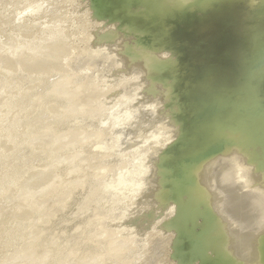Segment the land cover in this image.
<instances>
[{"label": "rangeland", "instance_id": "rangeland-1", "mask_svg": "<svg viewBox=\"0 0 264 264\" xmlns=\"http://www.w3.org/2000/svg\"><path fill=\"white\" fill-rule=\"evenodd\" d=\"M203 1L0 0V264H224V262L226 264L230 259L232 263L228 264L246 262L242 260L246 259L249 252L247 255H245L246 252L242 255V249H239L242 255L240 257L243 258L240 259L235 249L239 248V244L241 248L246 247L247 244L243 245L242 242L250 244L254 233L252 229L255 227L253 222H256V225H264L261 223L264 222V213L262 215L264 211V139L263 142L261 139L264 138V105L262 106L264 101L261 102L264 98L262 97L264 95L262 91L264 88V81L262 82L264 80V13H262L264 7L262 4L264 1L256 0L252 3L255 0H244L246 4L241 0H222L229 1L226 4H223L221 0ZM258 1H261V4ZM248 3L251 4L248 6L250 8L247 7ZM257 3L258 7H255ZM237 4L243 6L242 9ZM234 6H237L235 7L237 13ZM252 8L255 10L252 11ZM232 9L234 13L231 12ZM258 9L262 12L260 13ZM215 11L219 15L217 21L211 14ZM241 11L244 15L247 14L243 17ZM251 12L256 13L258 18ZM238 13L241 15H237ZM220 14L227 15L224 18L229 17L231 20L233 18L234 24H231L232 21L229 18H227L228 23L225 22L227 19L224 20ZM207 15L208 17L211 15L212 18L207 19ZM187 16L190 17L188 22ZM245 17L247 23L251 22L250 24L244 23ZM210 19L214 25L215 22L218 25L220 20L221 23L218 26L215 25L216 27L214 25L211 27V23L207 26L206 20L209 22ZM163 20L166 25L161 28L164 24ZM236 21H239L242 26L237 25ZM159 22L163 24L156 26ZM200 23L202 28L200 27L199 31ZM223 23L228 29L224 28ZM231 26L235 30H230ZM177 28L182 30L181 33L177 32ZM242 28L245 30L243 31ZM204 29L209 34L205 33V35L208 36L211 35L209 32L213 33V30L217 32L221 29L222 31H218V34L213 33L216 34V40H214L213 35L210 37L203 35ZM186 31H188L187 34H185ZM177 33L183 34L179 37ZM193 33L198 35L197 38ZM219 33L232 34L221 36ZM245 34L250 35L244 36ZM200 37L198 42L201 41L202 45L195 41ZM210 38L211 42L214 38L215 45L208 44L210 40L207 39ZM234 38L240 41H235ZM244 38L245 41L241 40ZM227 39L231 42L226 43ZM242 44L245 49L242 48ZM235 45L236 48H234ZM195 46L198 47V51ZM201 46L206 48L202 49ZM217 48L222 51H216ZM196 51L200 52L199 54L205 53L206 60L211 57L209 60L213 59L214 63L209 64L211 61L206 62L198 53L199 59L190 60V56H194L193 53ZM216 55H222V59H219L221 56ZM155 58L158 59L157 63L153 61ZM222 60L223 64H221ZM224 63L228 66L231 64L228 70L226 69L228 66L222 70L221 65L224 67ZM212 64L219 66L221 72L218 67L219 70L216 69L215 75ZM197 66L200 69L206 67L203 71L200 70L202 74ZM209 66H212L211 70ZM207 67L210 74L203 73L208 70ZM222 74L226 77L224 78ZM206 76L210 79H206ZM201 77L204 79H200ZM222 79L227 80V86V82ZM219 80L221 83L215 84ZM249 80L254 83L247 82ZM151 82L154 84L152 85ZM255 82L256 86L262 83L263 87L258 85L260 89L262 88L260 92L258 87L254 89ZM237 84L247 85L245 87H250V90L254 87L251 91L258 90L257 93L261 97L256 92L257 96L254 92H251L252 95L250 91L246 93L247 89L245 90L242 86L237 87ZM222 85H225L224 91L227 90L228 95L222 90L226 97L223 93L221 94L225 99L214 98L215 101H213L211 99L213 96L220 97L218 92L222 89ZM233 85H236L234 89L231 88ZM201 86L207 90H203ZM211 87L214 88L207 96L205 91H211L208 89ZM227 88H230V91L233 89L234 93L230 94ZM238 88L244 91L243 97V94H240L242 91L240 92ZM213 89H217L218 92ZM237 89L239 93L236 92ZM211 93L215 95L211 96ZM206 97H209L211 101L209 102ZM205 99L211 104L207 102L206 105L209 107L206 106V108L201 103V100L205 103ZM219 101L223 104H221L222 108L218 109ZM228 104H233V107L230 108ZM256 105L260 108H258L259 111ZM203 106L207 112L204 111ZM211 106L212 109H210ZM225 107L231 111L233 108L236 109L237 116L241 115L240 120L236 114V117L234 114L232 117ZM248 107L249 110L255 108L256 113L248 112L246 109ZM250 107L254 108L250 109ZM217 110H220V113ZM238 111L240 114L237 113ZM245 111L246 114L243 115ZM205 115L209 116L207 120ZM254 119L257 120L254 121ZM227 121L229 124H226ZM232 121L235 124L233 126ZM255 123L261 127L260 131L259 126L257 128V124L254 125ZM208 124L212 126V129ZM239 124H243V127L242 125L238 127ZM232 127L238 128L231 129ZM209 130H213L212 133ZM234 130H240V132L243 130L242 132H245L247 136L242 132L235 133ZM249 131L255 132V135L259 137L257 142L262 145L255 144L256 136H250ZM213 133L217 136L214 137ZM235 134H238L236 137L238 136L239 139L242 135L246 138L243 136V141L242 139L234 141ZM200 135L204 136L199 138ZM232 135H234L233 139ZM196 139H200L199 144ZM195 141L199 147L195 145ZM249 146L251 148L253 146L254 151L248 150ZM256 146H258L257 149ZM261 146L263 147L259 148ZM188 149H190L189 152ZM254 153L256 154L253 155ZM230 165L232 170L229 168ZM233 166L238 167V171ZM201 170L206 171L207 176L209 175L211 185L202 187L204 181L202 177L205 174L198 175L200 173L198 171ZM196 172H198L195 176L197 180L200 177L199 185H196L198 183L196 178V181H192L194 179L192 173L195 175ZM225 177L226 180H224ZM206 180L204 184L210 182ZM212 190L215 194L210 193ZM255 191L259 193L257 203L255 200L252 204L248 200V195L245 194L250 192L251 200L254 198L252 195H256ZM209 193L215 195V198L212 195L210 198ZM216 193H219V197L223 195L220 197L221 200ZM241 194L247 199L243 196L244 200H241ZM239 195L241 196L238 197ZM216 196L217 200H220V208L217 207L220 203L214 202ZM237 198L241 201H236ZM246 200L252 205L257 204L256 207L259 209L254 208L257 209L254 213L252 206L246 203L248 202ZM161 203L168 206L170 204L172 208L169 207V214L163 216L161 220L158 216L157 224L146 223L145 226L147 219L154 218L153 208L157 210L158 204ZM247 204L249 205L246 216L251 217L254 213L255 218L251 217L254 218L252 223L249 217L247 219L245 217V220L240 219L241 224L236 218L241 215L240 211ZM133 206H139V208L135 209ZM143 206L149 210L152 209L148 211L152 212V216L148 212L145 213L146 208ZM156 206H158L157 209ZM180 207L183 209L181 210ZM215 207L218 209V214L214 213V215L219 217L213 215V212H217V210L214 211ZM178 210L180 214H176ZM249 210L252 212L249 213L250 215ZM211 214L217 219L216 221L212 217L213 221L208 220L213 222V225L207 221L211 218ZM256 214L257 218L261 214L262 216H259L263 217V221H258ZM142 216L147 218L140 220ZM226 217L229 218L227 222L237 220L240 223L238 227V223L235 222L237 230L247 223H245L246 220H249V224H254L250 225L251 232L247 229L250 227L248 223L247 226L244 225V228H247L241 230L246 232L244 235L241 234V237L246 234V238L244 237L246 242L244 239L242 242L237 241V236L240 234L236 233L233 222L225 223ZM142 220L145 222L142 223ZM218 220L220 223L214 224ZM138 224L142 226V230ZM224 224H227V228L231 230L226 232L229 236L224 231H228ZM134 225L138 227V230L133 228ZM232 226L235 230L231 228ZM261 229L264 230V227L259 230L258 226L255 227L254 230L260 233H254V235L261 234L263 232ZM129 230L133 232L130 233ZM234 231L236 237L233 234ZM222 234L223 237H221ZM224 234L229 238L227 239ZM262 234L263 237L258 236L261 239L253 235L261 240V245H259L260 242L258 243L259 249L264 245L262 242L264 232ZM137 236L140 237L137 238ZM247 237L250 238L247 239ZM234 239L239 243L233 244ZM256 239L254 244L259 241ZM228 241L232 243V245L227 244L230 248L237 245L235 246L237 248L233 247L239 259L236 260L237 262L236 257L235 259L228 257L229 253H231L229 256L235 253L228 251L231 250L225 245L229 243ZM256 246V244L255 247L252 245L253 248ZM247 247L246 250L251 248ZM256 250L252 252H257ZM227 251L228 255L224 256ZM253 254L255 253L251 255ZM254 256V261H251L248 256L250 261L248 260L245 264L256 261L257 264H264L262 263L264 253L263 256L259 255L262 256L261 258Z\"/></svg>", "mask_w": 264, "mask_h": 264}, {"label": "bare ground", "instance_id": "bare-ground-1", "mask_svg": "<svg viewBox=\"0 0 264 264\" xmlns=\"http://www.w3.org/2000/svg\"><path fill=\"white\" fill-rule=\"evenodd\" d=\"M202 1H203V0H202ZM205 1H206V0H205ZM209 1H211V0H209ZM236 1H237V0H236ZM241 1H244V0H241ZM241 1H240V2H241ZM246 1H248V0H246ZM263 1H264V0H263ZM203 2H204V1H203ZM206 2H207V1H206ZM206 2H205V3H206ZM221 2H222V3L224 2L223 4L229 3V1L226 2V1H222V0H221ZM234 2H235V1H234ZM234 2H232V3H234ZM240 2H239V3H240ZM249 2H250V1H249ZM253 2H256V0H255V1H252V3H253ZM260 2H261V1H258V3H260ZM241 3H242V2H241ZM258 3H257V5H256L255 7H258ZM223 4H222V6L224 7ZM230 4H231V1H230ZM235 4H236V3H234V5H235ZM242 4H243V3H242ZM244 4H246L245 1H244ZM248 4H249V5H247V7L251 5L250 3H248ZM254 4H255V3H254ZM260 4H261V3H260ZM231 5H233V4H231ZM237 5L241 7V5H239V4H237ZM262 5H263V7H264V3H263ZM219 7H220V6H219ZM223 7H222V8H223ZM228 7H229V4H228ZM235 7L237 8V6H234L233 8L235 9ZM242 7H243V6H242ZM242 7H241V9H242ZM244 7H245V6H244ZM253 7H254V6H253ZM263 7H262V8H263ZM248 8H250V7H248ZM248 8H247V10H248ZM219 9H221V8H219ZM253 9L255 10V8H252L251 10L254 11ZM163 10H164V9H163ZM227 10H228V9H227ZM235 10H236V13H237V9H235ZM238 10H239V9H238ZM244 10H245V9H244ZM244 10H243V11H244ZM256 10H257V9H256ZM259 10H260V9H258V11H259ZM261 10H262V9H261ZM164 11H165V10H164ZM164 11H163V13H164ZM217 11H219V10H217ZM222 11H224V10H222ZM222 11H221V12H222ZM159 12H160V11H158V13H159ZM165 12H166V11H165ZM215 12H216V11H215ZM215 12H214V13L212 12L211 14H213L212 16L216 17L215 19H216V21H217V20L219 19V18H218L219 15H217V12H216V15H217V16L214 15ZM231 12H233V9L231 10ZM247 12H249V10H248ZM255 12H256V11H255ZM259 12H260V11H259ZM259 12H258V13L256 12V13H257V14H260L262 11H261L260 13H259ZM219 13H220V12H219ZM224 13H226V12H224ZM227 13H230V12H227ZM233 13H234V12H233ZM233 13H232V14H233ZM239 13H240V11H239ZM239 13H238L237 15H241V14H243L242 11H241V14H239ZM244 13H245V11H244ZM251 13L256 14V13H254V12H251ZM251 13H248V14H250V16H253V15H251ZM262 13H264V12H262ZM160 14H161V13H160ZM160 14H159V15H160ZM222 14H223V13H222ZM246 14H247V13H246ZM246 14H245V15H246ZM257 14H256V17H257ZM157 15H158V14H157ZM159 15H158V16H159ZM162 15H163V14H162ZM220 15H221V14H220ZM245 15L243 14V15H241V16L244 17ZM263 15H264V14H263ZM164 16H165V15H164ZM164 16H163V17H164ZM190 16H191V15H190ZM208 16H209V15L206 16L207 19L211 17V15H210V17H208ZM221 16L224 18V16H227V15L224 14V15H221ZM221 16H220V18H221ZM228 16H231V15L228 14ZM234 16H236V15H234ZM247 16H248V15H247ZM247 16H246V17H247ZM261 16H262V15H261ZM165 17H166V16H165ZM165 17H164V18H165ZM187 17H188V16H187ZM187 17H186V20L189 19V20H187V22H188V21H190V17H188V18H187ZM232 17H233V16H232ZM239 17H240V16H239ZM246 17H245V18H246ZM160 18L162 19V17H160ZM164 18H163V19H164ZM184 18H185V17H184ZM184 18H183V19H184ZM211 18H212V17H211ZM227 18H229V17H227ZM227 18H224V20L227 19ZM236 18H238V17H236ZM236 18H234V19H236ZM248 18H249V16H248ZM257 18H258V17H257ZM161 19H160V21H161ZM229 19H230V18H229ZM251 19H252V18H251ZM260 19H261V18H260ZM262 19H263V18H262ZM164 20H165V19H164ZM164 20H163V22H164ZM177 20H178V19H177ZM181 20H182V19H181ZM181 20H179V21H180L181 24H183V22H181ZM213 20H214V19H213ZM213 20H212V21H213ZM230 20H231V19H230ZM232 20H233V18H232ZM232 20H231V21H232ZM238 20H239V18H238ZM242 20H243V18H242ZM158 21H159V19H158ZM208 21H209V20H208ZM220 21H221V20H220ZM220 21H218V25H220V24H219V23H221ZM228 21H229V20L227 19V21H225V22L228 23ZM233 21H234V20H233ZM233 21H232L231 24H234ZM239 21H241V19H240ZM239 21H238V22L236 21V22L238 23L237 25H240V24H239ZM245 21H246V22H245ZM245 21H244V23H246V24H250V23H251V22H250V23H249V22L247 23V18L245 19ZM250 21H251V20H250ZM252 21H253V20H252ZM258 21H259V19H258ZM201 22H204V21H201ZM241 22H242V21H241ZM241 22H240V23H241ZM255 22H256V21H255ZM259 22H260V21H259ZM262 22H263V20L261 21V23H262ZM175 23H176V22H175ZM206 23H207L206 25L208 26V24L211 23V19H210L209 22H207V20H206ZM252 23H254V22H252ZM161 24H163V23H162V22H161V23L159 22V24H157L156 26L161 25ZM223 24L225 25V23H223ZM223 24H222V27H223ZM241 24H242V23H241ZM164 25H166L165 22H164V24L162 25V27H161V26H160V27L163 28ZM204 25H205V23H203V26H204ZM206 25H205V26H206ZM210 25H211V27H212V25H214V24L211 23ZM210 25H209V26H210ZM215 25L218 26V25L216 24V22H215ZM215 25H214V27H216ZM244 25H245V24H244ZM178 26L180 27V24H179V23H178ZM207 26L205 27L206 29H207ZM229 26H230V25H228V27H229ZM233 26L235 27V25H233ZM241 26H242V25H240V27H241ZM247 26L249 27L250 25H247ZM154 27H155V25H154ZM176 27H177V26H176ZM198 27H199L198 30L200 31V30H201L200 27L202 28L201 23H200V25L198 24ZM214 27H213V28H214ZM219 27H220V26H219ZM238 27H239V26H238ZM248 27H247L246 29H248ZM157 28H158V29H157V31H158V30H159V27H157ZM161 28H160V29H161ZM203 28H204V27H203ZM209 28H210V27H209ZM209 28H208V29H209ZM224 28L228 29V28L226 27V25H225ZM152 29H153V27H152ZM155 29H156V28H155ZM177 29H178V28H177ZM186 29H187V30L189 29L188 26H187ZM186 29L184 28V31H185ZM215 29H218V28H215ZM232 29L235 30V29L232 28V26H231L230 30H232ZM242 29H243V31L245 30L244 28H242ZM164 30H165V28L163 29V31H164ZM202 30H203V29H202ZM209 30L211 31L212 28L209 29ZM220 30H221V29H220ZM220 30H218V31L220 32ZM239 30H241V29H239ZM154 31H155V30H154ZM160 31H162V30H160ZM178 31H179V33H181L180 31H182V30H180V28H179V29L177 30V32H178ZM199 31H197L198 34H199ZM204 31H205V29H204ZM204 31H202V32H204ZM218 31H217V32H218ZM221 31H222V30H221ZM225 31H226V30H225ZM227 31H229V30H227ZM158 32H159V31H158ZM187 32H188V31H186L185 34H187ZM197 32H196V34H197ZM215 32H216V31L213 30V33H215ZM217 32H216V34H218ZM230 32H231V31H230ZM233 32H234V31H233ZM237 32H238V31H237ZM239 32H240V31H239ZM239 32H238V33H239ZM249 32H250V31H249ZM254 32H255V31H254ZM179 33H177V35L180 37L184 32H183L182 34H179ZM205 33H207V32L205 31L204 34H203V33H202V34L205 35ZM209 33L211 34L210 36L213 35V37H215V39L212 38V42H211V38H210V39H207V40H210V43H208V44H212V43H213V39L216 40V34H213L212 32H209ZM223 33H224V32H223ZM227 33H228V32H227ZM227 33H225V35H226ZM235 33H236V31H235ZM244 33H245V32H244ZM244 33H243V34H244ZM246 33H247V32H246ZM185 34H184V35H185ZM193 34H194V33H193ZM202 34H201V37H202ZM207 34H208V33H207ZM219 34L221 35V33H219ZM231 34H232V33H231ZM231 34L229 33V34H227V35L229 36V35H231ZM247 34H248V33H247ZM184 35H183V36H184ZM188 35H189V33H188ZM188 35H187V36H188ZM208 35H209V34H208ZM208 35H205V36H208ZM225 35H221V36H225ZM249 35H250V34H249ZM249 35H246V34H245L244 36H249ZM187 36H186V37H187ZM191 36H192V35H191ZM194 36L196 37V36H198V35H195V34H194ZM199 36H200V35H199ZM210 36H208V37H210ZM221 36H220V37H221ZM233 36H235V35H233ZM236 36H238V35H236ZM242 36H243V35H242ZM192 37H193V36H192ZM195 37H194V38H195ZM201 37H200L199 39H195V41L198 42V41L201 39ZM226 37H227V36H226ZM226 37H224V39H225ZM183 38H184V37H183ZM196 38H197V37H196ZM203 38H204V36H203ZM217 38H218V36H217ZM227 38H228V37H227ZM240 38H241V37H240ZM245 38L248 39L247 37H245ZM245 38H244V39H241V40H244V41H245ZM181 39H182V37H181ZM218 39H219V38H218ZM218 39H217V40H218ZM220 39H222V38H220ZM228 39H232V38L229 37ZM228 39H227V42H226V43H228V41H230V40H228ZM234 39H235V38H234ZM205 40H206V39H205ZM195 41H194V42H195ZM202 41H203V39H202ZM222 41H224V40H222ZM225 41H226V40H225ZM235 41H240V40H238V39L236 40V39H235ZM235 41H233V43L236 44ZM244 41H241V43H242V42L244 43ZM230 42H231V41H230ZM218 43H219V41H218ZM233 43H232V45H234ZM239 43H240V42H239ZM198 44H201V41L198 42ZM198 44L195 43V45H197V46L199 47ZM203 44H204V42H203ZM206 44H207V42H206ZM208 44H207V46H208ZM213 44L215 45L216 43H213ZM201 45H202V44H201ZM217 45H218V44H217ZM222 45L224 46L225 43L223 42ZM197 46H195V47L197 48V51H198V47H197ZM227 46H228V45H227ZM204 47L206 48V46H203V47L201 46L200 48L203 49ZM212 47H214V46H212ZM218 47H219V45H218ZM243 47H244V46H243V44H242V48H243ZM196 48H195V49H196ZM200 48H199V49H200ZM209 48H211V46H210ZM220 48H221V44H220ZM223 48H224V47H223ZM232 48H233V47H232ZM232 48H231V50H234V49H232ZM234 48H236V45H235ZM207 49H208V48H207ZM207 49H206V50H207ZM212 49H213V48H212ZM212 49H209V50L211 51ZM243 49H245V48H243ZM213 50H214V49H213ZM217 50H218V48L216 49V51H217ZM219 50H220V49H219ZM219 50H218V51H219ZM224 50H225V49H224ZM231 50H230V51H231ZM235 50H236V49H235ZM197 51H196L195 53H193L194 56H196V57H194L193 55H191V56H190V57H191L190 60H191V59H192V60H195V58H198V59L200 58V57H197V55L200 53V52H197ZM199 51H201V50H199ZM221 51H222V50H221ZM221 51H219V52H221ZM203 52H204V51H203ZM213 52H214V51H213ZM226 52H227V50H226ZM226 52H224V53H226ZM236 52H237V51H235V54H236ZM244 52H245V51H244ZM197 53H198V54H197ZM228 53H229V52H228ZM232 53H233V51H232ZM201 54H202V52H201ZM201 54H199V56H201L202 58H204L206 62H207L209 59H211V57L209 58V54H207V55H208V58H209L208 60H206V59H207V56H206L205 53H204L205 55L202 54L204 57H203ZM210 54L213 55V53H210ZM218 54H219V53H218ZM214 55H215V54H214ZM230 55H232V54H230ZM236 55H237V54H236ZM239 55H240V54H239ZM216 56H218V55H216ZM220 56H221V57H220ZM192 57H193L194 59H193ZM205 57H206V58H205ZM218 57H220L219 59H222V55H219ZM227 57H228V56H227ZM229 57H231V56H229ZM212 58H214V57H212ZM225 58H226V57H225ZM235 58H236V57H235ZM235 58H234V59H235ZM238 58H239V57H238ZM238 58H237V59H238ZM214 59H215V58H214ZM216 59H217V58H216ZM232 59H233V57H232ZM232 59L230 58V60H232ZM156 60L158 61L157 58H155V60H153V61L155 62ZM225 60H226V59H225ZM153 61H152V63H153ZM157 61H156V63H157ZM185 61H186V60H185ZM209 61H211V60H209ZM213 61H214V60L212 59V61H211L210 63H209V62H208V63L211 64ZM215 62H216V60H215ZM222 62H223V60L221 61V64H223ZM224 62H225V61H224ZM156 63H155V64H156ZM208 63H207V64H208ZM213 63H214V62H213ZM216 63H217V62H216ZM218 63H219V62H218ZM225 63H226V62H225ZM225 63H224V67H222L223 65H221L222 70H223V68H224V70H225V68H226L225 66H228V65H226ZM185 64L187 65V62H186ZM186 65H185V66H186ZM212 65H213V69H214L213 71H214V72L217 71L216 69L219 70V68H220L219 66H218V67H219V68H218V67L214 66V64H212ZM219 65H220V63H219ZM189 66H190V65H189ZM189 66H186V67H189ZM199 66H200V65H199ZM207 66H208V65H207ZM230 66H231V64H230L226 69L228 70ZM190 67H191V66H190ZM192 67H193V65H192ZM209 67H210V66H209ZM211 67H212V66H211ZM211 67H210V70H211ZM214 67H215V68H214ZM232 67H233V66H232ZM197 68H199L198 71L202 74V71H203L206 67H203V69L201 68L202 71H200V70H201L200 67L197 66ZM197 68H196V72H197ZM221 68H220V71H219V72H221ZM207 69H208V67H207ZM193 71H194V70H193ZM208 71H209V69L206 70V71H204L203 73L208 72ZM196 72H195V73H196ZM199 72H197V73H198V76H199ZM209 72H210V71H209ZM209 72H208V73H209ZM219 72H218V73H219ZM197 73H196V75H197ZM209 74H210V73H209ZM211 74L214 75L213 72H211ZM215 75H216V72H215ZM117 76H118V75H117ZM201 76H204V75H201ZM207 76H208V75H207ZM207 76H206V79L208 78ZM210 76H211V78H213L212 75H209V77H210ZM222 76H224V78L226 77V76L223 75V74H222ZM199 77H200V76H199ZM204 77H205V76H204ZM196 78H197V77H195V79H196ZM202 78H203V77H201L200 79H202ZM218 78H219V77H218ZM197 79H198V78H197ZM203 79H204V78H203ZM208 79H210V78H208ZM219 79H220V78H219ZM214 80H216V79H214ZM217 80H218V79H217ZM217 80H216V81H217ZM220 80H221V79H220ZM220 80H219V82H215V84H216V83H217V84L221 83ZM222 80L227 82L226 79H222ZM202 81H203V80H202ZM212 81H213V80H212ZM212 81H211V83H212ZM223 81H222V82H223ZM251 81H252V80H249V81H247V82H251ZM263 81H264V80H262V82H263ZM198 82H200V81L198 80ZM213 82H214V81H213ZM257 82H259V81H257ZM151 83H152V82H151ZM251 83H254V81H252ZM153 84H154V83H152V85H153ZM227 84H228V82L226 83V86H227ZM229 84H230V83H229ZM259 84H260V83H258L257 86H256V82H255V84H254V85H255V86H254L255 88H254L253 86H252V87H253L255 90L257 89L256 87H258V90H259V89H260L259 87H260V86L263 87V85H264V84L262 85V83H261L260 86H258ZM209 85H210V84H209ZM213 85H214V84H213ZM213 85H211V86H213ZM220 85H221V84H220ZM230 85H232V84H230ZM238 85H239V84H237V87L242 86V88H243V87L247 86L248 83H247V85H245V86H243V85H239V86H238ZM148 86H149V85H148ZM154 86H155V85H154ZM154 86H153V87H154ZM222 86H223V85H222ZM228 86H229V85H228ZM235 86H236V85H235ZM235 86L233 85L231 88H233V87H235ZM150 87H152V86H150ZM201 87H202V86H201ZM201 87H200V88H201ZM205 87H208V86H205ZM215 87L218 88V86H215ZM212 88H214V87L208 88V89H211V91H209V90H208V92L205 91V93H207V96H208V93H209V92H212ZM225 88H226L225 85L222 87V89H221V87H220L221 90H219V92H218L217 89H215V90L213 89L214 91L217 90V92L220 93V95H218V96H220V97L218 98L217 95L213 94V95H215V97H214V96L212 95V93H211V96H213V98H211V99H213V101H215L214 98H216V100H217V99H220V98L223 97V96L226 97V96L224 95V93H223V91H224ZM249 88H250V87H248V88L245 87V90H246V89L248 90ZM253 88H252V89H253ZM134 89H135V88H134ZM134 89H133V91H135ZM202 89H203V87H202ZM204 89L207 90L206 88H204ZM204 89H203V90H204ZM218 89H219V88H218ZM227 89H229L228 91L230 92V94H231V93H234V92H232L234 88L232 89V91H230V90H231L230 88H227ZM235 89H236V88H235ZM238 89H239V88H238ZM238 89H237L236 92H238ZM252 89H251V90H252ZM261 89H262V88H261ZM261 89L259 90V92L261 91ZM222 90H223V91H222ZM247 90H246L245 92H246V93H247V92L249 93V91H250V95H252L253 92H254V94H255V92H256V93L258 92V90H257V91L254 90L253 92H252L250 89H249L248 91H247ZM239 91H240V92L242 91L241 88L239 89ZM262 91H263V93H264V88H263ZM135 92H136V91H135ZM224 92L228 95L227 90L224 91ZM251 92H252V93H251ZM199 93H201V92H199ZM199 93H198V95H200ZM202 93H203V92H202ZM221 93H223V96H222ZM238 93H239V92H238ZM243 93H244V91H242V93H240V94H243ZM236 94H237V93H236ZM257 94H258V93H257ZM261 94H262V93H261ZM204 95H206V94H204ZM250 95H249V96H250ZM196 96H197V95H196ZM243 96H244V94L242 95V97H243ZM247 96H248V95H247ZM247 96H245V97L247 98ZM255 96H257V95L255 94ZM258 96L261 97V95H259V94H258ZM209 97H210V94H209ZM209 97H208V98H209ZM224 97L221 98V99L224 100V99H225ZM240 97H241V96H240ZM262 97H264V95H263ZM199 98H201V97H199ZM199 98H198V105H199V103H200ZM203 98H205V97H203ZM208 98L206 97V99H208ZM248 98H249V97H248ZM256 98L258 99V97H256ZM201 99H202V98H201ZM206 99H205V101H206L205 103H203L204 101L202 102V100H201V103H202V105L205 106V108H206V106H208V105H206V103L209 101V99H208V101H207ZM221 99H220V100H221ZM241 99H242V98H241ZM247 100H248V99H247ZM250 100H251V97H250ZM252 100L254 101L253 98H252ZM255 100H256V99H255ZM128 101H129V100H128ZM210 101H211V100H210ZM210 101H209V102H210ZM241 101H242V100H241ZM241 101H240V102H241ZM262 101H264V98H263V100H261V102H262ZM209 102H208L207 104L211 105ZM221 102H222V101H221ZM256 102H257V101H256ZM211 103H213V102H211ZM214 103H215V102H214ZM216 103H218V102H216ZM216 103H215V104H216ZM219 103H220V101H219ZM243 103H244V100H243ZM243 103L241 102V104H243ZM247 103H248V102H247ZM258 103H259V101H258ZM221 104H223V102L220 103V107H218V109H219V108H222ZM224 104H226V102H224ZM233 104H235V103H233ZM233 104H231V105L228 104V105H229L230 108H231V106L233 107ZM237 104H238L239 106L241 105L240 103H237ZM237 104H236V106H237ZM261 104H262V103H261ZM243 105L245 106V104H243ZM246 105H247V104H246ZM248 105H250V104H248ZM248 105H247V106H248ZM252 105H253V104H252ZM257 105H259V107H262L264 104H262V106H260V104H257ZM257 105H256V106H257ZM194 106H195V105H194ZM194 106H193V107H194ZM196 106H197V105H196ZM204 106H203V109H204ZM212 106H213V104H212ZM212 106H211L210 109H212ZM214 106H215V105H214ZM226 106H227V105H226ZM234 106H235V105H234ZM239 106H238V107H239ZM253 106H254V105H253ZM199 107H201V106H199ZM208 107H209V106H208ZM208 107H207V108H208ZM227 107H228V106H227ZM238 107H236V108H238ZM259 107L257 106V110H258V111H259V109H260ZM197 108H198V106H197ZM213 108H214V107H213ZM241 108H242V106H241ZM253 108H254V107H250V109H253ZM258 108H259V109H258ZM201 109H202V108H201ZM225 109H228V113H231V116H232V114H234V117L237 116V114H236V112H235L236 109H235V110H234V108L232 109V111L234 110L233 112H235V113H233V112L231 111V109H229V108H226V107H225ZM225 109H223V110H225ZM239 109H240V108H239ZM242 109H243V108H242ZM246 109L248 110V112H251V111L254 112V109H255V108H254L253 110H249V107L246 108ZM195 110H196V107H195ZM229 110H230V112H229ZM237 110H238V109H237ZM244 110H245V108H244ZM247 110H246V111H247ZM263 110H264V109H263ZM197 111H198V109H197ZM202 111H203V110H202ZM204 111H206V109H204ZM211 111H212V110H211ZM217 111L219 112L220 110H217ZM226 111H227V110H226ZM226 111H225V112H226ZM240 111H242V110H240ZM246 111H245L244 113H243V112H241V113H243V115H244V114H246ZM258 111H257V112H258ZM206 112H207V111H206ZM223 112H224V111H223ZM225 112H224V113H225ZM260 112H262V111H260ZM216 113H217V112H216ZM219 113H220V112H219ZM221 113H222V110H221ZM228 113H227V114H228ZM237 113H239V111H238ZM254 113H256V110H255ZM254 113H253V114H254ZM263 113H264V111H263ZM235 114H236V116H235ZM239 114H240V113H239ZM258 114L260 115V113H258ZM211 115H212V114H211ZM214 115H215V113H214ZM214 115H213V116H214ZM216 115H217V114H216ZM218 115H219V114H218ZM223 115H224V114H223ZM248 115H249V114H248ZM251 115H252V114H251ZM255 115H256V114H255ZM261 115H262V114H261ZM263 115H264V114H263ZM263 115H262V116H263ZM221 116H222V114H221ZM229 116H230V115H229ZM231 116H230V117H231ZM246 116H247V115H246ZM246 116H244V117H246ZM205 117H206V115H205ZM207 117L209 118L208 115H207ZM207 117H206V120H207ZM210 117H211V116H210ZM215 117H216V116H215ZM224 117H225V116H224ZM232 117H233V116H232ZM237 117H239V115H238ZM248 117H249V116H248ZM250 117H251V116H250ZM254 117H255V116H254ZM212 118H213V117H212ZM212 118H211V119H212ZM228 118H229V117H228ZM240 118H241V115H240V117H239V120H240ZM242 118H243V117H242ZM216 119H217V118H216ZM224 119H225V118H224ZM224 119H222V121H223ZM226 119H227V117H226ZM230 119H231V118H230ZM230 119H229V120H230ZM232 119H233V118H232ZM232 119H231V120H232ZM235 119H237V118H235ZM249 119L251 120V118H249ZM260 119H261V118H260ZM233 120H234V119H233ZM255 120H257V119H254V121H255ZM261 120H262V119H261ZM263 120H264V119H263ZM222 121H221V122H222ZM252 121H253V120H252ZM258 121H259V120H258ZM206 122L208 123V121H206ZM206 122H205V124L207 125ZM210 122H211V121H210ZM234 122H235V121H234ZM237 122H238V121H237ZM239 122H240V121H239ZM247 122H248V119H247ZM247 122H246V123H247ZM259 122H260V121H259ZM211 123H212V122H211ZM216 123H218V122H216ZM223 123H224V122H223ZM227 123L229 124V121H227L226 124H227ZM232 123H233V121H232ZM232 123H231V124H232ZM244 123H245V121H244ZM251 123H252V122H251ZM261 123H262V121H261ZM261 123H260V124H261ZM263 123H264V121H263ZM212 124H213V123H212ZM220 124H221V123H220ZM256 124H257V123H255L254 125H256ZM203 125H204V124H203ZM222 125H223V124H222ZM233 125H235V124L233 123L232 126H233ZM241 125H242V127H243V124H241ZM241 125L239 124L238 127L241 126ZM245 125H246V124H244V126H245ZM247 125H248V124H247ZM262 125H263V124H262ZM201 126H202V124H201ZM208 126H210V128L212 127V126L209 125V124H208ZM208 126H207V127H208ZM214 126H215V125H214ZM216 126H217V124H216ZM228 126H231V125H228ZM228 126H226V128H229ZM236 126H237V124H236ZM249 126H250V122H249ZM249 126H248V127H249ZM258 126H259V125L257 124V128H258ZM203 127H204V126H203ZM207 127H206V128H207ZM217 127H218V126H217ZM220 127H221V125H220ZM238 127H235V128H238ZM200 128H201V127H200ZM218 128H219V127H218ZM235 128L232 127L231 129H235ZM257 128H256V129H257ZM211 129H212V128H211ZM213 129H214V127H213ZM219 129H220V128H219ZM224 129H225V124H224ZM224 129H223V130H224ZM231 129H230V130H231ZM240 129H241V128H240ZM260 129H261V127L259 126V129H258V130L260 131ZM202 130H203V129H202ZM206 130H208V129H206ZM215 130H216V129H215ZM223 130H219V131H223ZM243 130H244V128H243ZM243 130H241V132H242ZM245 130H246V129H245ZM262 130H263V127H262ZM209 131H210V130H209ZM212 131H213V130H212ZM212 131H210V132L212 133ZM246 131L248 132V130H246ZM234 132H235V133H236V132H239L238 134H241L240 130H238V131H235V130H234ZM234 132H232V134H233ZM251 132H252V131H251ZM251 132L249 131V134H251L250 136H254V135H255V132H254V131H253V133H251ZM256 132H257V130H256ZM261 132H263V131H261ZM261 132H260V134L263 135V133H261ZM200 133H201V130H200ZM202 133H204V132H202ZM215 133H217V132L215 131ZM219 133H220V132H219ZM242 133H244V135H245V132H242ZM213 134H214V133H213ZM213 134H212V135H213ZM238 134H235V136H234V135L231 136L232 139H233V136L235 137L234 141H236L237 139H239L238 136L236 137V135H238ZM252 134H253V135H252ZM257 134H258V133H257ZM205 135H206V133H205ZM208 135H210V134H208ZM244 135H242V137H243ZM203 136H204V135H200L199 138H201V137H203ZM215 136H217V135L214 134V137H215ZM245 136H247V135H245ZM245 136H244V138H246ZM255 136H256V135H255ZM255 136H254V137H255ZM258 136H259V135H258ZM260 136H261V135H260ZM211 137H212V136H211ZM239 137H241V135H239ZM242 137H241L239 140H241ZM248 137H249V135H248ZM254 137H253V138H254ZM204 138H205V137H204ZM257 138L259 139V137L256 136V143H255V144L258 145L259 142H257V141H259V140H257ZM207 139H208V137H207ZM251 139H252V138H251ZM261 139H262V142H263V139H264V138H261ZM196 140H198L197 142H198V144H199V142H200L199 140H200V139H196ZM202 140H203V139H202ZM209 140L212 141V140H214V139L212 138V140H211V139H209ZM209 140H208V141H209ZM239 140H238V141H239ZM247 140H248V138H247ZM247 140H246V141H247ZM221 141H222V140H221ZM221 141H219V142H221ZM241 141H243V139H242ZM244 141H245V139H244ZM254 141H255V139H254ZM254 141H253V142H254ZM260 141H261V140H260ZM195 142H196V141H195ZM197 142H196V144H195L196 146L198 145ZM201 142L203 143V141H201ZM223 142H224V141H223ZM223 142H222V143H223ZM217 143H218V142H217ZM217 143H216V144H217ZM247 143H248V141H247ZM249 143H250V138H249ZM243 144L246 145V143H243ZM250 144H251V143H250ZM252 144H253V143H252ZM255 144H254V145H255ZM193 145H194V144H193ZM193 145H192V146H193ZM202 145H203V144H202ZM218 145H220V144H218ZM259 145H262V144L260 143ZM259 145H258V146H259ZM258 146H256L255 148L257 149ZM198 147H199V145H198ZM198 147H197V148H198ZM244 147H245V146H244ZM246 147H247V146H246ZM262 147H263V146H261V147H259V148H262ZM190 149H192V148L190 147ZM190 149H188V152H189ZM193 149H195V147H193ZM244 149H245V148H244ZM247 149H248V148H247ZM250 149H251V151H252L253 146H252V148H251V146H249V149H248V150H250ZM262 150H263V149H262ZM253 151H254V149H253ZM260 151H261V150L259 149V153H260ZM263 151H264V150H263ZM191 152H193V151L191 150ZM194 152H195V151H194ZM252 153H253V152H252ZM261 153H262V152H261ZM255 154H256V153H254L253 155H255ZM251 156H252V155H251ZM256 156H257V155H256ZM261 158H263V157H262V154H261ZM263 160H264V159H263ZM230 166H231V165H230ZM228 167H229V166H228ZM233 167H234V166H233ZM229 168L231 169L232 166L229 167ZM234 168H235V167H234ZM237 168H238V167H237ZM237 168H235V170H237ZM203 169H204V168H203ZM227 169H228V168H227ZM228 170H229V169H228ZM231 170H232V169H231ZM201 171H202V170H201ZM201 171H198V172H200L199 174H198V172H196L195 175H194V173H192V175L194 176V179H192V181L195 180V178H196L195 176H197L196 174H198V175H200L201 173H202L201 175H203V174L206 175V174H207V173H205L206 171H205V172H203V171L201 172ZM226 171H227V170H226ZM237 171H238V170H237ZM229 172H230V171H228V173H229ZM235 172H236V171H235ZM235 174H236V173H235ZM205 175L202 177V179L204 178V179H203L204 181L206 180V178H207V179L210 178L209 175H208V176H207V175L205 176ZM226 175H227V172H226ZM229 175H230V174H229ZM229 175H228V176H229ZM231 175H232V174H231ZM205 177H206V178H205ZM199 178H200V177H198V180H199ZM210 179H211V178H210ZM210 179H208V180L210 181ZM231 179H232V178H231ZM196 180H197V178H196ZM196 180H195V181H196ZM198 180H197V182H198ZM208 180H206V181H208ZM213 180H214V178H213ZM224 180H226V177H225ZM190 181H191V178H190ZM204 181H203V185L200 183V185H202V187L205 186V185H206L205 187H207V184H210V183H211V181H210L209 183H206V182H205V184H204ZM214 181H215V180H214ZM216 181H218V180H216ZM185 182L187 183L188 181H185ZM225 182H226V181H225ZM192 183H193V182H192ZM234 183H235V182H234ZM189 184H190V183H189ZM189 184H187V185H189ZM194 184H195V182H194ZM187 185H186V186H187ZM196 185H199V182H198ZM210 185H211V184H210ZM210 185H209V186H210ZM215 185H216V183H215ZM223 185H224V184H223ZM230 185H231V184H230ZM233 185H234V184H233ZM240 185H241V184H240ZM186 186H185V187H186ZM209 186H208V187H209ZM187 187H188V186H187ZM187 187H186V188H187ZM216 187H217V186H216ZM216 187H215V188H216ZM182 188H183V186H182ZM216 189H217V188H216ZM216 189H214L215 192H216ZM235 189H236V188H235ZM238 189H239V188H238ZM183 191H184V190H183ZM213 192H214V191L212 190V192H210V193H213ZM215 192H214L213 194H215ZM217 192H218V190H217ZM259 192H260V191H259ZM207 193H208V192H207ZM210 193H209V195H210V196L212 195V196H214V198H215V195L210 194ZM254 193H256V191H255ZM218 194H219V193H218ZM218 194L216 193V195L218 196V198L223 197V195L219 197ZM243 194H244V193H243ZM249 194H250V192H249ZM249 194L246 193L245 195H248L247 197L250 198L251 195L249 196ZM251 194H253V192H252ZM258 194H259V193H258ZM258 194L256 193V195H255V194L252 195V197L254 196V198H251V200L248 198V200L251 201L252 204L255 203V200H256V203H257V196H258ZM209 195H208V196H209ZM241 195H242V194H241ZM241 195H239L238 197H240ZM245 195H242V197H240V199L242 200V199H243V196H244V198H245V197H246ZM212 196H211L210 198H212ZM217 196H216V200H214V202H217V201H218V200H217ZM255 196H256V197H255ZM204 197H206V196H204ZM214 198H213V199H214ZM255 198H256V199H255ZM206 199H207V197H206ZM240 199L237 198L236 201H238V200L241 201ZM245 199H247V198H245ZM200 200H202V199H200ZM209 200H211V199H209ZM220 200H221V198H220ZM220 200H219V201H220ZM243 200H244V199H243ZM248 200H246V201H248ZM252 200H254V201H252ZM148 201H150V200H148ZM155 201H156V200H155ZM155 201H154V202H155ZM158 201H160V200H158ZM219 201H218V202H219ZM246 201H244V202H246ZM249 201L246 202V203H249ZM253 202H254V203H253ZM144 203H146V202H144ZM149 203H150V202H149ZM149 203H148V204H149ZM219 203H220V202H219ZM214 204H217V203H214ZM249 204H250V203H249ZM249 204H247L246 207H244V208L242 209V211H240V212H241V213H240L241 215H240V216L238 215V218L235 217L237 220H239L240 223H241L240 219H241V220H245V217H246V219L249 217V219L251 220V221H250L251 223H252V221H254V220H253V219L255 218V216H254L255 211H254V210L257 211V209H259V207H258V208L256 207V206H258L257 204H255V205L250 204V206H252V208H253L252 211H253L254 213L250 212L251 210H249L248 214H249V213H252V214H253V216H252V214H251V217H254V218L252 219L250 216H246V214H247L246 209L248 210V207H247V206H248ZM143 205H144V204H143ZM158 205H159V208L157 209L158 206H156V209H157V210H155V209L153 208V211H152V212H153V217H154V218L151 219V220L147 219V222L144 221V222H145V224H144L145 226H146L148 223H149V225H150V223L155 224V223L158 221V220H157V217H158V216H159L158 219H159V218H160V220L163 219V218H164L163 216H167V214H169L168 212H170V208H172V207H170V204H169V206H168L167 204H165V203H163V204L161 203V204H158ZM217 205H219V206H217ZM217 205H216V206L220 208L221 203H220V204H217ZM254 206H255V207H254ZM133 207H135V206H133ZM143 207H145V206H143ZM150 207H151V206H150ZM169 207H170V208H169ZM138 208H139V206H138V207H135V209H138ZM145 208H146V207H145ZM148 208H149V206H148ZM178 208H179V207H177V209H178ZM250 208H251V207H250ZM250 208H249V209H250ZM252 208H251V209H252ZM254 208H257V209H254ZM142 209H143V208H142ZM142 209H139V210L142 211ZM180 209L182 210L183 208L180 207ZM151 210H152V209H151ZM151 210H149V209L146 208L145 213L148 212V211H151ZM216 210H217V212H213V211H212V212H213V215H214V213H217V214H218V209H216V207H215L214 211H216ZM260 210H261V209H260ZM260 210H259V211H260ZM135 211H136V210H135ZM154 211H155V212H154ZM259 211H258V212H259ZM139 212H140V211H139ZM143 212H144V210H143ZM152 212H151V213L148 212V213L151 215ZM176 212H177V211H176ZM258 212H257V213H258ZM128 213H129V212H128ZM141 213H142V212H141ZM180 213H181L180 210H178V213H176V214H180ZM259 213H260V212H259ZM263 213H264V211H262V215H263ZM136 214H137V213H136ZM138 214L140 215V213H138ZM238 214H239V213H238ZM126 215H127V214H126ZM129 215H130V214H129ZM131 215H132V214H131ZM133 215H135V214H133ZM139 215H135V216H138V217H139ZM142 215H143V214H142ZM249 215H250V214H249ZM259 215L262 216L261 214H259ZM259 215H258V218L261 219V220H259V219L257 218V214H256V218L258 219V221L261 222V221H263L262 218H263L264 216L261 218ZM135 216H134V217H135ZM145 216H147V215H145ZM151 216H152V215H151ZM151 216H149V218H150ZM214 216H216V215H214ZM208 217H210V216H208ZM212 217H213V216H212V214H211V218L207 219V221H208V220L213 221V220H212ZM216 217H219V216H216ZM216 217H213V218L215 219ZM131 218H132V217H131ZM141 218H143V220H145L147 217L142 216V217H140V220H141ZM226 218H227V217H226ZM226 218H225V220H226L225 223H226L227 220L229 219V218H227V219H226ZM127 219H128V218H127ZM133 219L136 220V218H133ZM219 219H220V218H219ZM230 219H231V218H230ZM233 219H234V218H233ZM236 219H234V220H236ZM134 220H133V222L131 221L132 224L134 223ZM138 220H139V219H138ZM143 220H142V223H144ZM215 220L217 221V219H215ZM220 220H221V219H220ZM220 220H218V222L215 221L214 224H215V223H220ZM237 220L234 221V222H233V220H229L230 222H227V223L230 224L231 222H233V224H235V222H237ZM129 221H130V219H129ZM211 221H208V222L212 224L213 222H211ZM255 221H256V220H255ZM258 221H257V223L259 224ZM127 222H128V221H127ZM136 222H138V221H136ZM140 222H141V221H140ZM140 222H139V223H140ZM239 222H237V223H238V224H237L238 227H239V225H240ZM242 222H243V221H242ZM246 222L248 223L249 220H248V221L246 220L245 223H246ZM129 223H130V222H129ZM146 223H147V224H146ZM209 223H208V225H209ZM247 223H246V224H243V226H240L241 228H240L239 230H237L238 227H236V224L234 225V226H235V229L237 228V229H236V230H237L236 233H239V234H240V235L238 234L239 236H237V235H235V231L233 232V234L235 235V237L237 236V241H241V242H242L243 239H244V242L247 241V240L245 239V238H246V237H245L246 234H245V236L241 237V234L244 235V233H246L245 230H244L243 232H242L241 230L244 228V225L247 226ZM253 223H255V225L252 224V225H254L255 227L258 226V230H259V228H261V227L263 228V227H264L263 224L256 225V222H253ZM261 223H264V222H261ZM130 224H131V223H130ZM156 224H157V223H156ZM222 224H223V223H222ZM222 224H219V225H222ZM241 224H242V223H241ZM248 224H249V223H248ZM119 225H120V224H119ZM136 225H137V223H136ZM138 225H139V224H138ZM149 225H148V226H149ZM212 225H213V224H212ZM217 225H218V224H217ZM219 225H218V226H219ZM224 225L226 226L227 224H224ZM231 225H232V224H231ZM231 225H228V226H231ZM250 225H251V224H249V226H250ZM252 225H251V226H252ZM260 225H261V226H260ZM262 225H263V226H262ZM120 226H121V225H120ZM134 226H135V225H134ZM134 226H133V228H135V229L137 228V230H138V227H140L141 225H139L138 227H136V226L134 227ZM154 226H155V225H154ZM234 226L231 227L233 230H235V229H234ZM249 226H248V227H249ZM251 226L249 227L250 229L247 228V227H245L244 229L247 228V229L251 232V228H252ZM259 226H260V227H259ZM124 227H125V226H124ZM124 227H123V228H124ZM151 227H152V226H151ZM220 227H221V226H220ZM255 227H254V228H255ZM126 228H127V227H126ZM133 228H132V229H133ZM141 228H142V226L140 227V229H141ZM147 228H148V227H147ZM147 228H146V229H147ZM212 228H213V226H212ZM226 228H227V226H226ZM254 228L252 229V230L254 231V233H258L259 231L257 232L256 230H254ZM121 229H122V228H121ZM140 229H139V230H140ZM149 229H150V227H149ZM218 229H219V228H218ZM224 229H225V228L223 227V230H224ZM227 229H228V228H227ZM141 230H142V229H141ZM143 230H145V229H144V226H143ZM147 230H148V229H147ZM220 230H222V227H221ZM229 230H230V228L228 229V231H226V230H224V231H225V233H226V232L228 233ZM262 230H263V229H261V232H262ZM224 231H223V233H224ZM230 231H231V230H230ZM238 231H239V232H238ZM246 231H247V230H246ZM249 231H248V232H249ZM129 232L132 233L133 231H130V230H129ZM138 232H140V231H138ZM218 232H219V231H218ZM250 232H249V233H250ZM263 232H264V230H263ZM263 232H262V233H263ZM221 233H222V232H221ZM221 233H220V234H221ZM227 233H226V234H227ZM249 233H248V235H249ZM254 233H253V235H254ZM259 233H260V232H259ZM262 233L259 234V235H261V237H263V236H262V235H263ZM216 234L219 235L218 233H216ZM250 234H251V233H250ZM227 235H228V234H227ZM234 235H233V236H234ZM253 235L251 236L252 241L248 240V241H250V244H249L248 242H246V243H243V242L241 243V242H240V243L243 244V245L247 244L246 247L249 245L247 248H249V247L253 248L252 245L255 247V244H256V245L258 246V248H257V246H256V248H257L258 250H260V249H264V248H263V247H264L263 244H262L263 247L261 248V246H260V249H259V245H261V240L256 239V238H260V239H261V237H258L259 235L255 234V235L257 236V237L255 238V237H254L255 235H254V236H253ZM224 236H226V235L224 234ZM228 236H229V235H228ZM133 237H134V235H133ZM139 237H140V236H139ZM139 237L137 236V238H139ZM221 237H223V234H222ZM235 237H234V238H235ZM238 237L241 238L242 240L239 239ZM244 237H245V238H244ZM253 237H254V238H253ZM134 238H135V237H134ZM145 238H146V237H145ZM218 238H219V237H218ZM226 238L228 239L229 237L226 236ZM248 238H250V237H247V239H248ZM219 239H220V238H219ZM223 239H224L225 241H227L225 238H223ZM232 239H233V237H232ZM255 239H256V240H259V241H256L255 244H254ZM130 240H131V239H130ZM208 240H209V239H208ZM208 240H207V243L209 242ZM234 240H235V241H234ZM234 240H233V242H232L233 244H235V243L238 244V243H239V242L237 243L236 239H234ZM245 240H246V241H245ZM262 240H264V239L262 238ZM219 241H220V240H219ZM231 241H232V240H230V242H231ZM217 242H218V240L216 241V243H217ZM228 242H229V241H228ZM230 242H229V243H226L225 245L230 244ZM259 242H260V243H259ZM262 242H264V241H262ZM232 243H231L230 245H232ZM258 243H259V245H258ZM230 245H229V246L227 245V246H228V248L231 249V250H228L227 247H226V248H227L228 251L231 252V251H233V247H235V246H237V245L232 246L231 248H230ZM239 245H240V244H239ZM239 245H238L239 248L235 247V248H237V249H235V250L237 251V255H238L239 257L242 256V255H244L245 252H246L245 255H247V252H249V254L247 255L246 259H245V258L243 259L242 257H240V259H241V258L243 259V260H242L243 262L246 260L245 263H247V261H248L249 259H250L251 261H254V260H253V259H254V258H253L254 255H256L257 258L260 257L259 255H261V254H262V256H263L264 250H260V252H261V251L263 252V253H260L258 250H256V248H253L252 250H253V251L256 250L257 252H252L251 248H250V249H247V250H248V251H247V250H246V247H242V248H241ZM250 245H251V246H250ZM239 249L245 250L244 252L241 250V254H242V255L239 253V252H240ZM254 249H255V250H254ZM235 250H234L233 252H235ZM250 250H251V251H250ZM228 251L226 252V254H224V256H227V255H228ZM238 253H239V254H238ZM250 253H251V254H252V253H255V254L251 255ZM259 253H260V254H259ZM230 254H231V253H229V255H230ZM257 254H258V256H257ZM229 255H228L229 259H230V258H234V257H236V259L234 258L235 261H236V260H237V261L239 260V259H237L236 252L233 253V256L231 255L232 257L229 256ZM234 255H235V256H234ZM248 256H250L249 259H248ZM262 256H261V257H262ZM254 257H255V256H254ZM256 257H255V258H256ZM261 257H260V258H261ZM222 258H223V256H222ZM225 258H226V257H225ZM262 259H264V256L262 257ZM227 260H228V258L226 259V261H227ZM231 260H232V259H230V261L227 262L226 264H228V263H230V262L232 263ZM250 260H249V261H250ZM256 260H257V259H256ZM256 260H255V261H256ZM237 261H236V262H237ZM240 261H241V260H240ZM259 261H260V260H259ZM262 261H263V260H262ZM220 262H222V261H220ZM256 262H257V261H256ZM256 262H252V263L250 262V263H251V264H257ZM245 263H243V264H245ZM250 263L248 262V264H250ZM262 263H264V262H262ZM224 264H225V262H224ZM233 264H234V263H233ZM235 264H237V263H235Z\"/></svg>", "mask_w": 264, "mask_h": 264}]
</instances>
